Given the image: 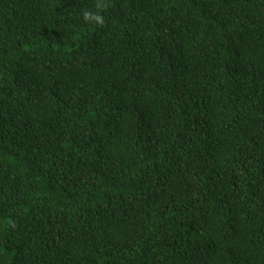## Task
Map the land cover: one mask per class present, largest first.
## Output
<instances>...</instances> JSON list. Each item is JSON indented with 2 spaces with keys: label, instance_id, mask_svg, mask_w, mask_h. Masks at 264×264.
I'll return each instance as SVG.
<instances>
[{
  "label": "trees",
  "instance_id": "16d2710c",
  "mask_svg": "<svg viewBox=\"0 0 264 264\" xmlns=\"http://www.w3.org/2000/svg\"><path fill=\"white\" fill-rule=\"evenodd\" d=\"M0 264H264V0H0Z\"/></svg>",
  "mask_w": 264,
  "mask_h": 264
},
{
  "label": "clouds",
  "instance_id": "9594fccd",
  "mask_svg": "<svg viewBox=\"0 0 264 264\" xmlns=\"http://www.w3.org/2000/svg\"><path fill=\"white\" fill-rule=\"evenodd\" d=\"M103 5H99L98 7H102ZM83 19L86 22H94L95 24H103L104 23V18L102 15L99 14V12H92L85 10L83 12Z\"/></svg>",
  "mask_w": 264,
  "mask_h": 264
}]
</instances>
